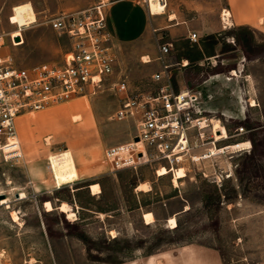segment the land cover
Here are the masks:
<instances>
[{
    "label": "rangeland",
    "instance_id": "374dc122",
    "mask_svg": "<svg viewBox=\"0 0 264 264\" xmlns=\"http://www.w3.org/2000/svg\"><path fill=\"white\" fill-rule=\"evenodd\" d=\"M99 1L0 0V54L10 55L18 66L62 61L72 49L71 41L67 33L51 28L50 19ZM103 1L108 8L114 0ZM137 1L147 7L144 0ZM147 1L150 12L161 15L154 16L142 39L113 43L117 65L104 84L87 96L27 112L30 124L18 123L25 157L18 163H0V200L8 198L11 204L6 208L0 201V264H122L139 253L190 243L214 251L218 264H264V32L224 25L229 27L207 35L218 28L225 0H165L166 6L161 0ZM24 2L32 4L37 21L23 26V38L16 42L20 44H13L11 35L19 36L20 30L9 18L12 8ZM172 14L176 18L169 21ZM182 22L198 34L201 46L190 39L171 41L165 25ZM164 41L174 42L165 60L171 64L175 88H194L208 73L220 74L206 98L201 96L204 114L219 119L229 133L216 143L218 148L249 142L235 152L186 162L187 175L179 185L172 174L158 176L155 162L113 168L105 154L107 147L130 141L135 131L133 120L112 117L125 97L111 90L113 83L124 78L130 93L156 92L165 84L152 78L163 68L157 65L162 59H153L150 52L156 50L160 57ZM200 47L215 52L213 62L183 65L181 58L196 56ZM240 64L238 78H226ZM179 74L185 80L177 78ZM253 99L255 107L250 106ZM76 115L81 117L75 120ZM239 126L245 127L243 133L237 132ZM63 150L71 152L78 173L85 176L73 185L75 191L69 186L55 189L48 158ZM96 182L100 192L93 195L89 185ZM144 182L150 191L137 189ZM33 185L42 193L35 194ZM43 188H54V193ZM21 192L27 193L24 199L17 197ZM47 199L54 211L43 209ZM62 200L71 204L76 217L68 218L57 208L66 202ZM11 209L21 211L22 225L13 221ZM145 212L154 214L150 225L143 222ZM173 215L178 226L169 228ZM176 259L175 264H185Z\"/></svg>",
    "mask_w": 264,
    "mask_h": 264
},
{
    "label": "built area",
    "instance_id": "2783aa9c",
    "mask_svg": "<svg viewBox=\"0 0 264 264\" xmlns=\"http://www.w3.org/2000/svg\"><path fill=\"white\" fill-rule=\"evenodd\" d=\"M144 2L148 5L147 0ZM161 2L166 6L165 0ZM107 16V3L100 0L89 8L63 11L51 18V28L67 33L71 41L72 49L62 61L18 66L10 55L0 54V163H18L25 157L18 137V117L87 96L115 72L117 55ZM189 39L198 42V34L190 32ZM15 40L11 35L13 44ZM172 46L168 41L160 45V59ZM172 77L171 64L165 63L161 71L152 74L153 79L165 81L156 92L130 93L124 78L113 83L111 90L125 97L112 117L133 120L135 127L130 141L106 148V158L113 168L155 162L158 176V170L165 168L174 177L179 169L185 170L186 162L211 157V147L206 145L215 147L221 140L212 119L201 108V94L194 88H175ZM244 131V126L237 128L239 133ZM196 150L204 153L198 155Z\"/></svg>",
    "mask_w": 264,
    "mask_h": 264
},
{
    "label": "crops",
    "instance_id": "0c3cea01",
    "mask_svg": "<svg viewBox=\"0 0 264 264\" xmlns=\"http://www.w3.org/2000/svg\"><path fill=\"white\" fill-rule=\"evenodd\" d=\"M107 9H108L107 28L112 36L114 44H128L129 42H134L142 39L148 33L149 23L153 21V19H155L154 16L161 15V14H152L150 12V9L148 8V5L146 7L142 2L137 0H114L109 4ZM225 9L226 11L230 12V17H229L231 23L230 27L236 28V27L245 26L251 29H257L264 32V0H225L224 4L222 5L221 22L219 23L218 28L211 32L208 31L207 35L217 34L224 28L229 27V26H224L226 25L224 23L227 22V20H225L224 22L222 19L224 17L222 15V12ZM175 18L176 17L174 16V14H172L170 16L169 21H172ZM164 28L166 29L168 36H170L171 41L189 39V34L190 32H192L191 27L184 22L176 23V24L174 23L167 24L165 25ZM199 42L198 44H200ZM192 45H194V43H192ZM200 48L201 49L196 56H191L190 54L187 56H183V58H181V61L184 63L183 65H188L192 61H196L199 65H201L203 64V62L209 60L211 61L213 60L214 57H217V56H213L215 52L213 51L206 52V50L203 47ZM214 51H216V47ZM157 54L158 52L156 50L150 52V55H152L153 59L155 60L160 59V57H158ZM165 55L162 56V61H159L157 63L158 66H161L160 69L163 67L165 63H168L165 60ZM234 71H236L237 74H233ZM242 71H243L242 64H240V66L237 65L236 69H232L230 71L231 76H226V78L235 80L238 78L239 73ZM219 75L220 74L218 72L214 74L208 73L207 76H204L202 78V81H199V83L195 85L194 89L199 91L201 96L205 99L206 98L205 95L207 94L208 89H210L211 86H216L217 83L219 82L221 77V76L219 77ZM181 77H183L182 79L185 80L184 76H180V74L177 75V78L180 79ZM179 88L183 89V85L179 86ZM250 106L252 107L257 106V102L254 99L251 100ZM79 116L81 117V115ZM18 123L21 126L23 124H30L27 118L24 116V114H22V116L17 118V125ZM17 130H18V126H17ZM48 159L51 167V172L53 173L54 176L56 190L64 186H69L72 188V191H75L73 189V185H77L79 181L85 179V176H81L80 173H78L74 157L69 150H63V151H59V153L51 154ZM97 184L99 185V183ZM94 185L96 184H90L89 189L93 191L94 193V194L92 193L93 195H96V193L100 191H97L95 193L94 190H92V187ZM33 189H34L33 192L35 194L42 193L43 191V190L41 191V189L39 188L36 189L34 185H33ZM43 189L44 191L47 192L50 191L51 193H54L52 192L54 188H43ZM47 200L43 201V209H45L44 203ZM62 201H66V200H62ZM51 202L53 204V201ZM18 211L20 215L21 211L20 210ZM45 211L51 212L48 211L47 209H45ZM52 211H54V209ZM11 213H12V209H11ZM143 222L146 225H150L151 223H153V222H151L150 224L145 223L144 217H143ZM176 255L182 258L180 261L183 262L185 260L184 261L185 264H218L220 261L218 259V255L214 251H206L204 247L198 246L195 243H190L188 245L170 248L162 251H152L151 253L149 252L145 254L139 253L137 255H134V257L123 261L122 264H175L177 261Z\"/></svg>",
    "mask_w": 264,
    "mask_h": 264
},
{
    "label": "bare ground",
    "instance_id": "6f19581e",
    "mask_svg": "<svg viewBox=\"0 0 264 264\" xmlns=\"http://www.w3.org/2000/svg\"><path fill=\"white\" fill-rule=\"evenodd\" d=\"M12 12H14V13L10 17L9 21L11 24L15 23L14 25H16L18 30H20V35L18 37H20L22 35L23 26L30 25V24L35 23L37 21L36 13H35L32 5H31V3H29V2L21 3L19 5L14 6L12 9ZM229 17H230V12L226 11L224 14V17L222 18L224 22H225V20H227V22H225L224 24H226V25L231 24ZM12 34L14 37L17 36V34H14V33H12ZM16 44H20V43H16ZM147 61H149V56L147 57L145 62L147 63ZM233 74H237V72L234 71ZM78 118H80L79 115H76L74 117L75 120ZM212 126L214 127L215 133H217V138L219 140L224 139V138H229V133H227L226 128L224 127V125L222 124V122L219 119H217V120L213 119L212 120ZM247 144H249V142L226 144V145L222 146L221 148H218L217 145L215 147L212 146L210 149L211 156L218 155L222 152H225L226 150H231V151L235 152V150L240 149L241 147H243ZM158 171H160V173H159L160 176H165V175H168V173H169V170H166L165 168H160ZM186 175H187V173L184 169H179V171L173 177L174 183L176 185H179V179L185 178ZM98 186L99 185L96 183V185H94L92 187V190H94V192H96ZM137 189L142 190V191H150L151 190L150 186L146 182L139 184L137 186ZM18 196H20L19 199H24V197L27 196V193L21 192L18 194ZM1 204H4L6 207H10V201L8 198L2 199ZM44 206H45V209H47L48 211H52L54 209V206L50 200L45 201ZM58 209H60V211L65 212L68 215V218L76 217V211L71 209V205L67 202H62L58 206ZM187 209H189V206H187L186 210ZM12 217H13L14 221H16L20 225H22L21 218L19 217V214L16 210H12ZM143 217H144L145 223H148V224H150L154 220L153 212H145L143 214ZM167 225L169 228L170 227L176 228L178 226L177 219H176L175 215L169 217V219L167 221Z\"/></svg>",
    "mask_w": 264,
    "mask_h": 264
},
{
    "label": "water",
    "instance_id": "95a60500",
    "mask_svg": "<svg viewBox=\"0 0 264 264\" xmlns=\"http://www.w3.org/2000/svg\"><path fill=\"white\" fill-rule=\"evenodd\" d=\"M16 40L19 41L20 37L16 36ZM136 140H138V138H136Z\"/></svg>",
    "mask_w": 264,
    "mask_h": 264
}]
</instances>
